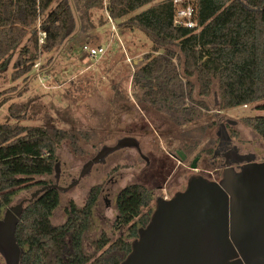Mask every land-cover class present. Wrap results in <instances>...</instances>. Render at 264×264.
Masks as SVG:
<instances>
[{
  "label": "trees",
  "instance_id": "trees-1",
  "mask_svg": "<svg viewBox=\"0 0 264 264\" xmlns=\"http://www.w3.org/2000/svg\"><path fill=\"white\" fill-rule=\"evenodd\" d=\"M154 1L0 0V74L12 65L14 82L26 78L39 54H49L76 37H86L79 42L82 48L96 28L122 20L121 30L139 28L155 43L134 65L135 101L166 114L176 126L203 117L209 110L205 98L214 85L221 109L256 105L264 110V0H197L200 30L175 26L172 0ZM95 11L106 14L95 21ZM40 31L46 33L44 44L39 43ZM29 42L38 54L31 53ZM25 108L12 103L10 116L17 122L0 123V216L35 176L52 174L64 139L69 138L74 147L79 140L67 131L51 133L44 126L20 123L26 118ZM243 122L264 140V115L247 116ZM101 191L102 185L92 187L83 207L71 201L66 221L57 226L51 216L60 204L59 190L48 189L29 203L16 231L24 249L21 264H120L138 228L150 220L154 195L139 182L122 188L116 195L115 225L128 234L112 239L102 233L95 252L89 254L84 236Z\"/></svg>",
  "mask_w": 264,
  "mask_h": 264
},
{
  "label": "rangeland",
  "instance_id": "rangeland-1",
  "mask_svg": "<svg viewBox=\"0 0 264 264\" xmlns=\"http://www.w3.org/2000/svg\"><path fill=\"white\" fill-rule=\"evenodd\" d=\"M157 2L159 0L153 3ZM105 14V11L93 12L94 20L99 21ZM121 21L99 26L93 31L96 37L85 39L84 44H101L106 49L99 59L89 58L82 51L79 42L86 37H76L49 54H39L37 64L26 78L14 82L12 65L0 74V123L17 122L10 116L12 103L26 105V118L20 123L44 126L51 133L67 131L79 139L76 147L69 138L64 139L58 145L57 167L54 166L52 174L35 176L29 187L14 195L10 205L30 198L45 185L55 184L57 176L58 185L64 188L78 181L68 190H59L60 204L51 216V223L57 226L66 221V209L71 201L83 207L90 189L102 185L92 225L84 236V248L89 254L95 252V241L102 233L112 239L127 236L126 228L118 229L115 225L116 195L125 186L142 183L153 191L155 200L158 196L171 198L183 190L192 173L216 180L214 168L218 169L221 161L214 167L211 162L218 149L221 118L234 122L228 126V131L241 153L253 154L258 161L264 159V140L243 122L247 116L264 115V110L256 105L221 109L217 85L205 98L209 110L201 119L186 126H176L166 114L135 101L131 95L134 65L142 62L155 43L139 28L121 30ZM27 39L18 47L14 60ZM29 45L31 53L38 54L32 42ZM173 48L179 53L177 45ZM127 138L137 145L110 153L80 178L84 166L104 146H115L119 140ZM176 151L184 152L186 160L171 156ZM196 157L201 159L194 171L191 164ZM153 174H157V178L151 177ZM152 205L154 207V202Z\"/></svg>",
  "mask_w": 264,
  "mask_h": 264
},
{
  "label": "water",
  "instance_id": "water-1",
  "mask_svg": "<svg viewBox=\"0 0 264 264\" xmlns=\"http://www.w3.org/2000/svg\"><path fill=\"white\" fill-rule=\"evenodd\" d=\"M136 145L127 138L104 146L80 178L110 153ZM239 162L228 163L219 180L192 173L183 190L156 197L149 222L138 228L120 264H264V159L241 155ZM191 169L197 170V159ZM77 182L67 188L45 185L7 207L0 218V253L7 264L22 263L16 231L25 207L48 189L68 190Z\"/></svg>",
  "mask_w": 264,
  "mask_h": 264
},
{
  "label": "flooded vegetation",
  "instance_id": "flooded-vegetation-1",
  "mask_svg": "<svg viewBox=\"0 0 264 264\" xmlns=\"http://www.w3.org/2000/svg\"><path fill=\"white\" fill-rule=\"evenodd\" d=\"M221 120H222V122L219 123V131L217 133V136L219 137L218 149H217V151L214 152L213 160L211 162L212 163L211 166L214 167L218 160L221 161L220 166L218 168L219 170L217 169V167L214 168L215 171H217L216 172L217 176H215L216 180L221 179L222 174H223V170L227 166L228 163H230L234 167H238V165L242 163V162L238 163V159L240 158L241 155H244L243 153H241L240 149L233 144V139L230 136V133L228 131V126L232 125L234 122H232L231 120H224V118H221ZM171 156L179 157L183 161L186 160V157H187L186 154L182 151H176V153H173V155H171ZM195 159H197V165H198V161H200L201 157H196ZM194 160H193V162H194ZM256 160L258 161V159H256ZM197 168H198V166H197ZM204 176H206V175H204ZM151 177L157 178V174H153V175H151ZM206 177L211 178V176H206ZM58 180L59 179L57 176L55 184H58ZM25 199H23V200H25ZM9 206H14V205H9ZM6 209L3 211L2 215L4 214ZM2 215L0 216V218L2 217ZM0 264H7L4 256L1 253H0ZM243 264H247V263L245 261H243Z\"/></svg>",
  "mask_w": 264,
  "mask_h": 264
},
{
  "label": "built area",
  "instance_id": "built-area-1",
  "mask_svg": "<svg viewBox=\"0 0 264 264\" xmlns=\"http://www.w3.org/2000/svg\"><path fill=\"white\" fill-rule=\"evenodd\" d=\"M172 2L175 6V16H174L175 26L200 30L201 27L199 26L196 18L197 0H172ZM111 23H113L112 20ZM112 27H113V31H115L114 25H112ZM45 36L46 33L44 31L39 32L40 44L45 43ZM82 51L85 52L87 56L92 59H99L101 56H103L106 53V49L102 45L91 46L89 44H84L82 46Z\"/></svg>",
  "mask_w": 264,
  "mask_h": 264
},
{
  "label": "crops",
  "instance_id": "crops-1",
  "mask_svg": "<svg viewBox=\"0 0 264 264\" xmlns=\"http://www.w3.org/2000/svg\"><path fill=\"white\" fill-rule=\"evenodd\" d=\"M92 37H96V34H93L91 37H89V38H92ZM97 45H101V44H97Z\"/></svg>",
  "mask_w": 264,
  "mask_h": 264
}]
</instances>
